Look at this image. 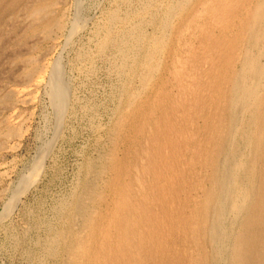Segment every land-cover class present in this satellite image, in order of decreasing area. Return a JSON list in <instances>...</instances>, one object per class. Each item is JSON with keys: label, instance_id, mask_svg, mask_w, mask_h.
Returning <instances> with one entry per match:
<instances>
[{"label": "bare ground", "instance_id": "obj_1", "mask_svg": "<svg viewBox=\"0 0 264 264\" xmlns=\"http://www.w3.org/2000/svg\"><path fill=\"white\" fill-rule=\"evenodd\" d=\"M21 1L0 0V21ZM155 2L118 29L123 15L110 12L102 29L97 46L114 49L125 79L112 147L60 204L66 224L51 228L46 254L66 256L57 264H264V0ZM52 4L32 11L48 17L46 32ZM57 68L52 99L64 113Z\"/></svg>", "mask_w": 264, "mask_h": 264}, {"label": "rangeland", "instance_id": "obj_2", "mask_svg": "<svg viewBox=\"0 0 264 264\" xmlns=\"http://www.w3.org/2000/svg\"><path fill=\"white\" fill-rule=\"evenodd\" d=\"M40 1L22 0L0 21V214L12 204L0 218V264H57L66 258L46 254L50 230L66 224L60 204L70 202L82 182L94 178L88 164L101 168L99 159L112 147L125 84L114 49L101 53L97 45L110 12L118 11L123 20L146 0H48L56 4L49 17L61 26L53 22L47 32L41 25L48 17L35 20L32 13ZM155 1L160 7L168 0ZM123 25L124 20L116 28ZM56 66L57 83L66 96L64 113H58L52 99L55 86L50 80ZM31 73L33 79L25 81ZM35 78H40L38 85L32 82ZM138 80L129 86L137 89Z\"/></svg>", "mask_w": 264, "mask_h": 264}]
</instances>
